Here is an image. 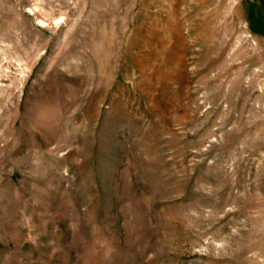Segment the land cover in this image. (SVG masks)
Returning a JSON list of instances; mask_svg holds the SVG:
<instances>
[{
    "label": "rangeland",
    "instance_id": "374dc122",
    "mask_svg": "<svg viewBox=\"0 0 264 264\" xmlns=\"http://www.w3.org/2000/svg\"><path fill=\"white\" fill-rule=\"evenodd\" d=\"M0 264H264V0H0Z\"/></svg>",
    "mask_w": 264,
    "mask_h": 264
}]
</instances>
